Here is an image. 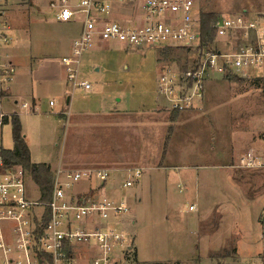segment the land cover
Masks as SVG:
<instances>
[{
  "label": "rangeland",
  "instance_id": "obj_1",
  "mask_svg": "<svg viewBox=\"0 0 264 264\" xmlns=\"http://www.w3.org/2000/svg\"><path fill=\"white\" fill-rule=\"evenodd\" d=\"M11 1L12 6L8 12L10 25L14 26L19 22L22 28L28 27L26 34L22 33L26 49L22 69L29 73L36 66L40 65L39 69L42 68L44 61H50V67L56 65L54 60L61 54L56 39L62 33L66 38H71L74 29L81 24V18L74 19L75 24L66 26L52 21L47 15V0H24L18 5L16 0ZM192 1L198 6L200 13L213 12L218 16L225 15L224 17L244 14L243 9L252 10V3L260 4L256 0H251V3L250 0ZM118 5L113 2L111 18L124 19L125 16H131V8H135L133 2L124 3L123 7ZM261 7L262 5H259V8ZM128 18L131 17H126ZM16 35L19 36L18 33ZM213 39L210 46L225 51L226 38ZM108 46L105 52L95 53L89 60H85L83 55L80 75L90 83L91 88L87 94L82 91L75 92V102L72 101L71 106L66 107L67 111H100L104 105L108 107L111 103H116L119 110L123 111L138 108L143 110V107H148V102L152 100L154 103L158 98L154 92L157 88L159 93L161 75H171L177 70L182 71L183 67L187 69L194 61L193 51L179 47L141 48L135 49L134 51L138 52H134L130 49L123 50L118 43H110ZM124 65L127 69L123 70ZM93 66L99 68V71H95ZM215 79L212 83L205 84L206 99L203 107L192 113L170 112L167 124H164V118L155 115L157 111L153 110L140 111L130 118L127 115L119 117L120 127H115L119 131H113V125L109 121L103 124L84 122L82 127L74 128L77 130L73 133L76 141L74 153L69 151L71 147L67 146L68 142H71L67 126L64 128V121L61 122L55 115V111L65 105L63 98H60L61 91L55 85L51 86L44 76H39L36 82L31 79L27 81L29 88L35 92L40 111H47L50 101L55 105L49 110L51 115L41 113L50 119L42 120L31 127L32 161L48 159L56 165L60 154L63 153L65 167L66 163L70 162L68 160H72L69 159L70 156L78 155L85 162L100 160L108 162L107 165L111 166H135L141 168V173H144L143 176L141 174L140 182L132 189L119 193L120 196L126 197V192H137L141 199L139 203H134L136 197H130L128 201L129 206L135 210L137 224L132 226V232L128 233L130 248L122 258V264H236L235 243L242 237L250 238L253 218H256V223L264 234V170L240 168L238 156L233 157L231 144L235 136L241 137L243 134L255 142L258 140L264 143V84L252 77L230 76ZM7 95L8 90L0 94V99ZM22 98H17V113L21 109L25 110L20 107ZM1 101V109L7 112V101L5 98ZM157 101L159 104H166L162 97ZM21 113V117L26 121L27 116ZM242 126H249V129H241ZM10 131V123L3 125L0 142L2 149L12 147ZM263 149L264 146L251 148L254 152ZM185 152L187 155H184ZM215 153L219 168L199 169L200 175L203 172L204 176L197 183V187L194 186L193 191L178 192L176 183L167 188L162 174L155 171L161 167L178 166L182 158L197 162L200 166L198 161L203 155L210 158ZM148 167L153 168V171L147 170ZM26 184L30 199L37 200L39 191L30 176ZM87 186V183L77 182L70 192L75 194L84 191ZM107 190H110L108 186ZM246 199L253 201L252 204L246 203ZM192 203H197L195 212L188 211V206ZM214 210L221 215L222 223L213 241L203 235L210 233L218 220L203 221L198 229L194 220L197 214L215 212ZM219 214L216 215L219 217ZM135 238L139 255L135 248ZM221 241L224 244L218 247ZM241 249L242 256L239 259L247 262L248 257L244 253L246 254L248 249Z\"/></svg>",
  "mask_w": 264,
  "mask_h": 264
},
{
  "label": "built area",
  "instance_id": "obj_2",
  "mask_svg": "<svg viewBox=\"0 0 264 264\" xmlns=\"http://www.w3.org/2000/svg\"><path fill=\"white\" fill-rule=\"evenodd\" d=\"M111 2H133L136 14L123 20L111 18ZM11 6V0H0V94L8 90L15 73L3 54L12 43ZM46 8L52 21L81 18L82 31L72 40L70 55L59 60L73 89L90 90V83L79 78V59L96 41L118 43L131 50L179 47L193 51L191 67L160 76L159 93L168 96L173 111L193 108L203 99L205 84L215 78L254 76L264 84V12L252 18L247 14L219 16L212 25L214 37L232 43L223 51L201 44L200 10L192 0H47ZM9 119L11 115L0 105V131ZM2 151L0 146V264H122L130 248L122 221L129 206L125 199L113 200L107 195L110 169L57 168L52 171L49 199L42 200L39 193L38 199L32 200L27 171L7 165ZM239 161L242 169L264 170V149H250ZM141 174L140 169H127L119 192L133 187ZM80 181L89 186L72 194L70 190ZM188 209L193 211L194 206Z\"/></svg>",
  "mask_w": 264,
  "mask_h": 264
},
{
  "label": "crops",
  "instance_id": "obj_3",
  "mask_svg": "<svg viewBox=\"0 0 264 264\" xmlns=\"http://www.w3.org/2000/svg\"><path fill=\"white\" fill-rule=\"evenodd\" d=\"M256 1H258L260 4L257 5L255 3V5H254V3H252V5H253L252 10H250V11H247V9L242 10V12L244 14H247L248 18H252L257 14L264 12V7H263L264 0H256ZM250 3H251V0H250ZM46 4H47V1H46ZM112 4H113V2H111V5ZM259 5H262V7L259 8ZM118 6L123 7L122 5H118ZM135 9L136 8H134V7L131 8V10L133 11L132 15L131 16L130 15L125 16L124 19H126V17H132L133 15H135L136 14ZM258 9H260V10H258ZM111 14H112V11H111ZM111 14H110V16L112 17ZM223 16H225V15H223ZM120 19H121V17H118V20H120ZM121 20H123V19H121ZM8 21H9V19H8ZM57 23H60V22H57ZM70 23L75 24V22H73V21L64 22L61 24L68 26ZM9 24H10V22H9ZM80 25L76 29H74V34H72L73 36L71 38H66L64 36V34L62 33L56 39V43H58L57 46H59L60 53H61L60 57H58L57 59L54 60L55 61L54 63H56V65L50 67L49 66L50 61H44V66L42 68L39 69L40 65L36 66V68L30 70L29 73H26V71H24L22 69V66L24 65L22 59L23 58L25 59V55H26V51H24L26 49L24 48V44H23L24 40L22 39V33L26 34V32L28 31V27L26 26V23H25L26 27L22 28L21 26H19V22H18V24H14V26L10 25V27H12V32H11L12 43L9 47H7L3 50V54L7 56V58L10 60V62H12L13 66L15 68V71H16V75L13 76V79H14V81H13L14 84L12 83L13 86H12V84H11V86H9L8 95L6 97H4L5 100L7 101L6 105H5L6 110L5 109L4 110L7 111L5 113L9 114V115L17 114V116L19 118L20 125H21V132L23 133V138H24L25 144L30 151V162L31 163H33V164L45 163L48 166H50L51 171L57 170V168H62L65 170H70V171L92 170V169H107V170H109L110 169L112 171V176L109 179V181H108L109 183L107 185L110 190H107V186H106V193L109 196V198H111L113 200L123 198V199H125L127 206H129V204H128V201L130 200L129 198L130 197H132V198L136 197L135 198L136 200H134V203H136V202L139 203V202H141V199L139 198L137 192H134V193L133 192H131V193L126 192L127 193L126 197H125V195L122 197V196H120V194L125 192V191L119 192V190H118L119 183H120V181L124 180L127 169L131 168V169H140L141 170V168H139V167H135V166L124 167V166H121V164H118V165L114 164V166H111L108 164L109 165V167H108V165H107L108 162L106 163V162H103L100 160L96 161V162H93V161L85 162L84 160H81V158L78 157V155H74L72 157L70 156L69 159H72V160L67 159L70 162L66 163L67 167H65V166H63L64 165L63 164V162H64L63 153L60 154V158H59L58 162L56 163V165H54L51 161H48V159L46 161H39V162H34L31 160V151L32 150L30 148L31 147L30 146V143H31L30 139L33 136V134H32L33 131H32L31 127H32V125H36L38 122H41L42 120L44 121V120L50 119L46 116L41 115V113H43V114L50 113L49 110L51 108H54L55 105L53 107L49 106V108H47L48 109L47 111H44V112L40 111L39 104H38V101H37L36 96H35V92L32 88L30 89L28 84H27V81L29 79L33 80V82H36L38 80L39 76L40 77L44 76V78L48 79V81L51 83L50 84L51 86L55 85V87L61 91L60 96H62V97H60V98L61 99L63 98V100L65 101V105H63V107H61L60 110H56L55 115L58 116V119L61 122L64 121V128L67 126V130L69 131V137L71 138V139H69V140H71V142L69 141L67 146L71 147V148H69V151H72L73 153H74V149H76L75 148L76 141H75V138H74L75 136L73 135V133H74V131H77V130H75L76 128L82 127L84 125L83 124L84 122L92 121V122H96V123L98 122V124H100V123L103 124L104 122L109 121L111 123V125H113L112 126L113 131L114 130L119 131L116 128L120 127L119 125L121 122V120H120L121 118H119V117H121V116L127 115L130 118V116L136 115L140 111H143V110L152 111L153 110V111H157V113L155 115H159L160 117L164 118V121H162V122L164 124L165 123L167 124L168 123L167 120L169 118L170 112H174L170 108L171 102H170L168 96L164 95L163 93H157V88H155V92H154V93H156L155 96H157L158 98L162 97L166 104H162V103L159 104L157 101V99H158L157 98L156 100H154V103L152 100H151V102H148V107H143V110H139L140 108H138V110H125V111H123V110H119V108L116 106V103H111L108 105V107L106 105H104L100 111H90L89 112V111L82 110V109L73 111V113H71V111L70 112L67 111L66 107L67 106L70 107L72 104V101H74V99H75V92L80 91V90L71 88L70 85L67 83V80L65 78L64 68L61 65V62L59 60L62 57L70 55L71 46H72L71 42L74 38L78 37L82 31L83 26H82V24H80ZM17 33L19 36L16 35ZM226 42H225V44L227 47L224 46L225 50L229 49V46H230V45H227L228 42L227 43ZM109 44L110 43H108V42L104 43V42L96 41L95 45L88 52L83 54V55H85L84 59L89 60V58H92L95 53L105 52L108 49ZM119 45H121V44H119ZM122 49L123 50L125 49L126 51L128 50L125 46H122ZM130 51H134V50L130 49ZM134 52H138V51H134ZM83 55L79 59L80 60L79 78H81L80 71L82 69V65H83V61H84ZM42 62H40V64ZM93 67H94L95 71H99V68L97 69L96 66H93ZM124 69H127V67L125 65L123 66V70ZM251 77L253 78L254 76H251ZM157 79H158V77H157ZM81 80H83V79L81 78ZM214 80H216V79H212V80L208 81V84L212 83V81H214ZM83 81H85V80H83ZM156 82H158V80ZM156 85H157V83H156ZM90 88H91V86H90ZM88 92H85V93L87 94ZM204 94H206V93H204ZM17 98H19V99L22 98V100H23L22 104L27 105V107H25V108L22 107L25 110L22 111V109H21V111L19 113H17L19 111L17 108L18 107ZM3 99H1V100H3ZM205 99H206V97L204 95L203 99L201 101L196 102V104H195L194 108H192V110L190 108V111H186V110H188V109H186V110H184V112H191L192 113L196 109L203 107ZM1 103H2V101H1ZM22 104H20V107ZM160 109H162L163 111H160ZM21 112H23V114H25V116H27L26 121H24V119L21 117V115H22ZM180 113H182V112H180ZM51 114L52 113H50V115ZM182 116H184V115H182ZM185 117H187V116L185 115ZM93 118H95L96 120H93ZM10 121H11V119H9L5 124L10 123ZM242 128L249 129V126L248 127L242 126L241 129ZM10 129H11V125H10ZM233 133H234V131H233ZM112 139L113 138L110 139L111 144L113 142V141H111ZM231 144H232V148H233L232 150H234V156L233 157L238 156L237 160L241 156H243L247 151H249V149L254 148V147L263 148V146H264V143H262L258 140H256V142H255V140H251V137L248 138V137L244 136V134L241 137L235 136L234 140L231 141ZM12 147H13V142H12ZM3 149H5V148H3ZM232 150H230V152H232ZM236 150L238 152H236ZM184 155H187V153L185 152ZM182 157H180V158H182ZM198 162L201 163L200 166H198L197 162H195V163L190 162L187 159L182 158V159H180L178 166H174V167H170V168L161 167L155 171H158L160 174H162V176L164 177V181H165L167 188L170 187L171 184L176 183L178 192L186 191V190H192L193 191L194 186L197 187V183L201 180V177L204 176L203 172H202V175H200V173L198 172L199 169L210 168V167L211 168H219V166H218L219 161H218L217 153H215L214 156H210V158H207V156L204 157V155H203L201 160ZM110 164H113V163H110ZM151 169H153V168H151V167L147 168V170H151ZM151 171H153V170H151ZM143 174H142V176H143ZM139 180L137 181L136 184H138L140 182ZM132 188L133 187L127 189L126 191H129ZM245 202L248 204H252L253 201H248L246 199ZM134 203H133V205H134ZM189 206H194L193 211L194 212L196 211L197 203H192ZM189 206H188V208H189ZM188 211H189V209H188ZM216 214H219V213H217L216 211L215 212L210 211L208 213L201 212V213L197 214V217L194 220L197 229L200 226V224L203 223V221H216V220H218V222L216 221L217 222L216 227L214 229H212L210 231V233L206 232L203 235L206 238L208 236V238L213 239V241L216 238L215 236H216V234H218L220 225L222 223L221 215L219 214V217H218ZM122 221H125V223L123 225L124 226L123 229L128 234L129 231L132 230V226H135V224H137V221L135 219V210L133 207L129 206V212L127 215L123 216ZM258 226L259 225L256 223V218H253V220L251 222V228H250V231H252L250 233L251 234L250 238H246V237L243 238L242 237L241 240L237 244L235 243L236 258H237L236 264H264V234L260 231ZM197 229H195V231H194V233L196 234V237L198 234ZM129 236H130V234H129ZM222 244H224L223 241H221V243L218 247H220ZM135 248H136L138 255H139L140 252L138 250V243L136 242V238H135ZM241 248L248 249V252L246 254L244 253V255H246L248 257L247 262H243L241 259H239V257L242 256V254H241L242 249ZM228 260L231 261L230 258H228Z\"/></svg>",
  "mask_w": 264,
  "mask_h": 264
},
{
  "label": "trees",
  "instance_id": "obj_4",
  "mask_svg": "<svg viewBox=\"0 0 264 264\" xmlns=\"http://www.w3.org/2000/svg\"><path fill=\"white\" fill-rule=\"evenodd\" d=\"M218 17L213 12L200 13L199 40L201 44L211 45L215 35L212 25ZM182 70H186V68L183 67ZM174 113H178V111H174ZM10 125L13 147L10 150L3 149L1 155L7 165L22 166L27 171L28 176H30L32 182L37 186L41 199L46 201L49 199L52 189L51 168L45 163L33 164L30 162V151L25 144L17 115L11 117Z\"/></svg>",
  "mask_w": 264,
  "mask_h": 264
}]
</instances>
